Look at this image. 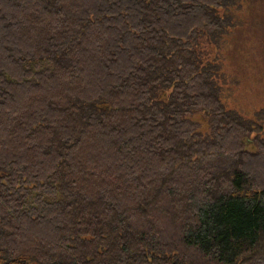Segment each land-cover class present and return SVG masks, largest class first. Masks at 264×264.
Here are the masks:
<instances>
[{"label":"trees","instance_id":"16d2710c","mask_svg":"<svg viewBox=\"0 0 264 264\" xmlns=\"http://www.w3.org/2000/svg\"><path fill=\"white\" fill-rule=\"evenodd\" d=\"M232 1L0 0V264H264Z\"/></svg>","mask_w":264,"mask_h":264},{"label":"rangeland","instance_id":"374dc122","mask_svg":"<svg viewBox=\"0 0 264 264\" xmlns=\"http://www.w3.org/2000/svg\"><path fill=\"white\" fill-rule=\"evenodd\" d=\"M237 14L238 24L229 29L218 52L209 43L202 47L206 58L213 60L216 54L219 56L224 102L256 119L255 113L264 110V1L247 0ZM195 120L204 121L200 116ZM261 123L264 126V120Z\"/></svg>","mask_w":264,"mask_h":264},{"label":"bare ground","instance_id":"6f19581e","mask_svg":"<svg viewBox=\"0 0 264 264\" xmlns=\"http://www.w3.org/2000/svg\"><path fill=\"white\" fill-rule=\"evenodd\" d=\"M233 1H234V0H233ZM233 1H232V2H233ZM242 7H243V6H242ZM232 13H233V10H232ZM233 14H234V13H233ZM233 14H231V15H233ZM253 14H254V13H253ZM226 15H227V14H226ZM229 16H230V15H229ZM233 16H234V15H233ZM253 16H254V15H253ZM231 17H232V16H230V18H231ZM237 17H238V14H237ZM257 17H258V16H257ZM227 18H229V17H227ZM235 18H236V17H235ZM258 18H259V17H258ZM232 19H234V18L232 17ZM239 20H240V18H239ZM249 20H250V19H249ZM241 21H242V20H241ZM241 21H240V22H241ZM254 21H255V20H254ZM258 21H259V20H258ZM235 22H236V21H235ZM244 22H246V21H244ZM255 22H256V21H255ZM259 23H260V21H259ZM253 24H254V22H253ZM256 25H257V24H256ZM253 27H254V26H253ZM251 29H252V28H251ZM257 29H258V28H257ZM201 47H202V46H201ZM208 51H209V50H208ZM209 52H210V51H209ZM212 53H213V52H212ZM207 58H208V57H207ZM255 112H256V111H255ZM57 128H59V127H57ZM55 129H56V128H55ZM60 135H61V134H60ZM83 136H84V135H83ZM84 137H85V136H84ZM85 139H86V138H85ZM27 141H28V140H27ZM35 141H36V140H35ZM25 142H26V141H25ZM23 144H24V143H23ZM24 155H25V154H24ZM101 207H102V205H101ZM101 207H100V208H101ZM98 208H99V207H98ZM101 210H102V209H101ZM155 253H156V252H155ZM155 253H154V254H155ZM255 256H256V255H255ZM247 257H248V256H247ZM254 258H255V257H254Z\"/></svg>","mask_w":264,"mask_h":264}]
</instances>
